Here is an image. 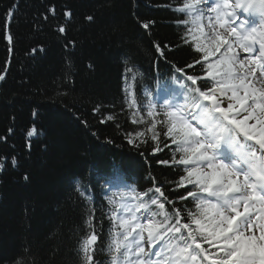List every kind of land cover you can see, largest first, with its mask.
<instances>
[{
	"label": "trees",
	"instance_id": "trees-1",
	"mask_svg": "<svg viewBox=\"0 0 264 264\" xmlns=\"http://www.w3.org/2000/svg\"><path fill=\"white\" fill-rule=\"evenodd\" d=\"M181 6L182 0H0V71L9 61L0 81V137L7 138L0 140V264H79L75 249L85 232L100 233L98 244L110 243L122 231L120 204L152 186H160L182 216L195 210L191 197L179 199L186 195L177 186L184 169L157 162L179 158L164 136L165 110L156 105L157 115L148 116L153 91L190 83L177 67L207 79L194 63L202 53L178 23L185 19L176 11ZM53 7L55 14L48 11ZM6 17L11 46L4 39ZM68 41L74 45L65 47ZM157 44L168 45L164 55ZM132 99L137 103L130 109ZM141 118L143 124L132 122ZM153 120L156 141L148 131ZM33 126L37 135L28 137ZM96 258L107 264L104 253Z\"/></svg>",
	"mask_w": 264,
	"mask_h": 264
},
{
	"label": "snow or ice",
	"instance_id": "snow-or-ice-1",
	"mask_svg": "<svg viewBox=\"0 0 264 264\" xmlns=\"http://www.w3.org/2000/svg\"><path fill=\"white\" fill-rule=\"evenodd\" d=\"M48 11L55 14L54 7ZM176 11L185 16L178 23L187 26L195 52L203 53L202 60L194 63L205 71L207 79L175 69L190 83L181 84V91L167 102L163 123L165 138L180 155L157 162L183 166L186 175L179 178L177 186L185 188L186 195L179 199L191 197L195 210L185 209L182 216L160 186L149 188L133 197L135 203L120 204L122 231L110 243L98 244L100 233L85 232L75 249L79 264H105L96 258L101 253L108 257L107 264H264V0H182ZM241 11L253 19L242 20ZM9 15L15 13L10 11ZM71 15L64 12L65 17ZM86 19L94 22L93 16ZM152 23L142 26L147 29ZM58 31L65 33L66 27L61 25ZM4 39L12 45L7 17ZM182 40L188 42L184 37ZM69 45L74 41L65 47ZM156 47L164 55L168 45ZM8 64L6 60L0 81L6 78ZM68 64L71 66V60ZM126 71L131 73L132 69ZM136 103L132 99L128 107L135 108ZM154 109L150 102L148 116L157 115ZM99 111V106L93 109L94 113ZM113 119L114 114L107 116L108 121ZM100 122L105 123V119ZM132 122L144 123L142 118ZM150 123L148 131L156 141L157 122ZM35 135V126L27 130L28 137ZM128 142L133 141L129 138ZM157 150L163 149H153ZM11 162L15 167L16 157ZM4 166L0 163V170ZM148 193L153 195L145 201L142 197ZM79 195L84 199L87 194L81 191ZM165 202L172 205L171 211ZM85 225L91 230V212Z\"/></svg>",
	"mask_w": 264,
	"mask_h": 264
},
{
	"label": "rangeland",
	"instance_id": "rangeland-1",
	"mask_svg": "<svg viewBox=\"0 0 264 264\" xmlns=\"http://www.w3.org/2000/svg\"><path fill=\"white\" fill-rule=\"evenodd\" d=\"M231 2H234V0H230V3ZM239 15H240V17H242L243 15H242V11L241 12H239ZM206 31H207V29H205ZM211 58V60H215L216 59V57H210ZM138 138H141V137H138Z\"/></svg>",
	"mask_w": 264,
	"mask_h": 264
}]
</instances>
